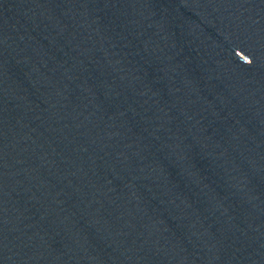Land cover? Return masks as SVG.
Wrapping results in <instances>:
<instances>
[{"label":"water","instance_id":"1","mask_svg":"<svg viewBox=\"0 0 264 264\" xmlns=\"http://www.w3.org/2000/svg\"><path fill=\"white\" fill-rule=\"evenodd\" d=\"M0 264H264V0H0Z\"/></svg>","mask_w":264,"mask_h":264}]
</instances>
